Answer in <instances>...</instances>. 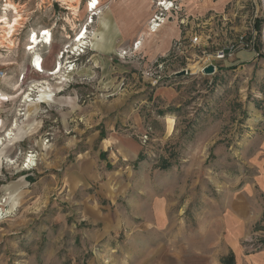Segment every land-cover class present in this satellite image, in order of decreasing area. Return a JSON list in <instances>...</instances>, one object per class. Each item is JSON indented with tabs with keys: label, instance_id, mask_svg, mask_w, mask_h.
<instances>
[{
	"label": "rangeland",
	"instance_id": "rangeland-1",
	"mask_svg": "<svg viewBox=\"0 0 264 264\" xmlns=\"http://www.w3.org/2000/svg\"><path fill=\"white\" fill-rule=\"evenodd\" d=\"M154 1L0 0V264H264V0H179L148 36Z\"/></svg>",
	"mask_w": 264,
	"mask_h": 264
},
{
	"label": "built area",
	"instance_id": "built-area-1",
	"mask_svg": "<svg viewBox=\"0 0 264 264\" xmlns=\"http://www.w3.org/2000/svg\"><path fill=\"white\" fill-rule=\"evenodd\" d=\"M100 1V0H99ZM178 2L179 0H155L154 1V5H153V13H152V16L149 18L148 20V24H147V35L151 36V35H156L158 34L159 32H161L163 30V28L165 27L166 24H169L170 23V19L171 17L173 16L174 12H177L176 10L178 9ZM100 2H97V5L99 4ZM91 4V2H89V5ZM99 6V5H98ZM3 12H7V9L6 8H3L2 9ZM90 11L93 13L94 11L92 10V8H90ZM94 16H96V14L94 13ZM168 21V22H167ZM167 22V23H166ZM46 30H42L41 31V36L42 34L45 32ZM83 31H81L82 33ZM37 33L36 32H33L31 34L30 37H28V45H27V49H29L31 46H33V36L36 35ZM81 34H79L77 36V40L79 39ZM245 41V40H244ZM193 42L194 43H197L198 42V37L194 38L193 39ZM141 45V42L140 41H137L135 43V47L134 49L137 47V46H140ZM248 43H246V46L245 47H248ZM122 52H123V55L126 56L128 55V52L126 50H122L118 56L119 57H124L122 56ZM224 52V51H223ZM63 55L64 53H62V56L61 58H63ZM80 55V54H79ZM77 57V56H76ZM41 65L43 66V58L41 57ZM31 67L32 69L35 71V73L41 75L40 72L37 71L38 68H36V66L34 65V63L32 62V59H31ZM44 68V67H43ZM46 70V69H44ZM57 70V69H56ZM55 70V71H56ZM71 70H73V68H71ZM217 71L216 67H215V72ZM204 72V71H203ZM2 76L5 75V72H2L1 73ZM21 81H23L25 79L24 75H22L20 77Z\"/></svg>",
	"mask_w": 264,
	"mask_h": 264
},
{
	"label": "crops",
	"instance_id": "crops-1",
	"mask_svg": "<svg viewBox=\"0 0 264 264\" xmlns=\"http://www.w3.org/2000/svg\"><path fill=\"white\" fill-rule=\"evenodd\" d=\"M141 1H143L142 3H144V4L147 3V0H141ZM227 1L228 0H222L221 3H220V6L218 7V10H220L224 6V4L227 3ZM204 5L202 7L203 9L205 8ZM117 7H118V5L116 6V9H114L115 13H117V11H118ZM113 18H114V16H112V20L114 21ZM117 19H118V21H116L117 22V27L119 28V30L121 32V29H123V26H125V24L120 22L119 18H117ZM169 26L170 25L165 26V28H163V30L164 29H168ZM115 101L117 103L114 104V108L113 109L114 110H118V112L122 111V113H124L126 110L128 111V109L132 108V105L126 104L125 100L123 101V98L115 99ZM123 125H124L125 128H129V122L128 121L126 123H124ZM112 128H114V134H115L116 133V131H115L116 127H112ZM114 136L116 137V139H114V142H113V143H115V147L117 149H120V151L123 152V155L125 157L127 156L128 158H131L139 150L136 147V143L134 142V140H131L130 138H120L119 134L114 135ZM110 143L112 144L111 141H109V144H108V142H106L105 144L107 145V147H110L111 146ZM74 172H77V171H74ZM84 175L85 174H80V172L73 173V174L70 172V174H67V176H65V180H66L67 183L70 184L71 187H75V186H77V184L79 182H81V183L82 182L90 183V182L98 181L101 178V174L100 173H98V174H95V173L88 174V175H86V177ZM222 257H224V256H222ZM220 264H221V262H220Z\"/></svg>",
	"mask_w": 264,
	"mask_h": 264
},
{
	"label": "bare ground",
	"instance_id": "bare-ground-1",
	"mask_svg": "<svg viewBox=\"0 0 264 264\" xmlns=\"http://www.w3.org/2000/svg\"><path fill=\"white\" fill-rule=\"evenodd\" d=\"M97 2H99V0H91V4L89 5V7H91L92 10H96L97 7H98V5H99V4L97 5ZM17 21L18 20H16L15 22H17ZM1 24H5L6 28H8L10 30L8 32V34H10L11 33V30H12V28H13L14 25L13 26L11 25L10 21L7 19L6 16H3L2 18H0V25ZM79 34H81V35H80V37L78 39V42L81 43L82 44L81 47H83V45H85V43H83V42L87 40V36H86L87 35V31L84 30V32H82V33L80 32ZM40 37L42 39H39ZM32 39H33V44L34 45L31 46L28 50L33 51V54L36 55L35 57H33L32 62L34 63V65L36 66V68H38L37 71L40 72L41 74H43L45 71H44L43 66L41 65V57L37 53H35L34 51H35V49L38 48V46L40 44H42V43L43 44L50 43L51 42V35H50V32L46 30L42 34V36L41 35L38 36L36 34V35L33 36ZM93 48L95 50L94 45H93ZM61 69H62L61 68V63H58V65L56 66V68L53 71H51L47 76H56V77H59L58 75L61 73ZM56 77H55V79H56ZM59 79H61V78L59 77L58 80ZM37 90L38 91H37V93H36L35 96L32 95V93H33L32 90L29 91V95H28V96H34L36 100H34L33 98L32 99L30 98V100H25L26 103H30L32 101H36V102L40 101V98L43 95V93H45V91H43V89L40 90V87L37 88ZM7 136H8L7 138L11 140L12 139V136H13L12 132H8V135ZM3 141L4 140L2 138H0V147L3 145ZM35 158H36V156L35 155H32V154L28 156V158L26 159V164L24 165V169L25 170L31 171L32 169H34L36 167ZM0 213H1V211H0Z\"/></svg>",
	"mask_w": 264,
	"mask_h": 264
},
{
	"label": "trees",
	"instance_id": "trees-1",
	"mask_svg": "<svg viewBox=\"0 0 264 264\" xmlns=\"http://www.w3.org/2000/svg\"><path fill=\"white\" fill-rule=\"evenodd\" d=\"M221 264H237L234 253H230L228 256H224L220 259Z\"/></svg>",
	"mask_w": 264,
	"mask_h": 264
},
{
	"label": "water",
	"instance_id": "water-1",
	"mask_svg": "<svg viewBox=\"0 0 264 264\" xmlns=\"http://www.w3.org/2000/svg\"><path fill=\"white\" fill-rule=\"evenodd\" d=\"M203 71L206 75H212L215 73V66H213V65L207 66L206 68H204ZM186 74H187V71H183L181 73H178L177 76H183Z\"/></svg>",
	"mask_w": 264,
	"mask_h": 264
}]
</instances>
